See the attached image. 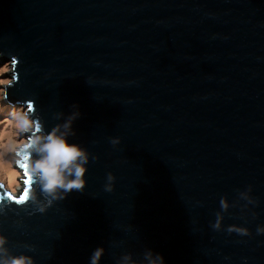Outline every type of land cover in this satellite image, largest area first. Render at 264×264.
Segmentation results:
<instances>
[{
	"label": "water",
	"instance_id": "obj_1",
	"mask_svg": "<svg viewBox=\"0 0 264 264\" xmlns=\"http://www.w3.org/2000/svg\"><path fill=\"white\" fill-rule=\"evenodd\" d=\"M0 57L10 104L34 100L50 127L78 103L75 139L98 157L83 192L0 215L14 253L88 264L103 245L115 264L148 246L166 264H264V0H0ZM249 184L257 216L233 207L223 224L252 236L213 230L221 195Z\"/></svg>",
	"mask_w": 264,
	"mask_h": 264
},
{
	"label": "clouds",
	"instance_id": "obj_2",
	"mask_svg": "<svg viewBox=\"0 0 264 264\" xmlns=\"http://www.w3.org/2000/svg\"><path fill=\"white\" fill-rule=\"evenodd\" d=\"M3 90L0 89V93ZM7 100L6 95H0V106ZM34 100H23L11 107L7 114L8 124L14 128L15 136L20 140L10 138L7 147L0 156L8 157L23 171L22 190L17 195L14 191H6V198L0 201V215L11 211V205L31 204L35 212L44 213L56 201L64 200L71 192H83L87 183L86 172L90 161L98 159L88 148L75 139V122L82 112L78 103L69 105V110L56 111L53 118L57 121L50 127L33 107ZM115 147L120 143L119 136L109 138ZM115 176L111 171L106 174L104 191L111 192L114 188ZM0 187L3 184L0 183ZM200 204L199 201L196 202ZM259 200L252 195V185L237 190L236 197L230 201L226 195L219 199V209L215 219L210 221V227L215 231L224 229L227 233L239 236H252L251 229L246 224H223L224 214L233 207H239L241 214L257 216L255 208ZM31 214V213H30ZM256 235H264V223H258ZM258 245L264 241H258ZM29 251L14 253L9 247L8 236L0 231V264H37L34 255L30 254L31 245H25ZM105 247L98 245L89 256L88 264H100ZM225 259H228L225 257ZM247 264V257L242 258ZM115 264H166L162 253L145 246L139 254L123 251L116 258Z\"/></svg>",
	"mask_w": 264,
	"mask_h": 264
},
{
	"label": "rangeland",
	"instance_id": "obj_3",
	"mask_svg": "<svg viewBox=\"0 0 264 264\" xmlns=\"http://www.w3.org/2000/svg\"><path fill=\"white\" fill-rule=\"evenodd\" d=\"M1 61V57H0ZM13 66L12 62L3 63L0 65V89L3 90L0 95H3L5 86L13 81ZM15 104H10L8 100L0 106V151L1 153L8 145V141L10 138L20 140V137L15 136V130L12 128L7 122V114L11 107ZM7 132L6 135L1 137V132ZM3 157V156H2ZM2 168L0 169V183L3 184V187L8 191H14L17 195L19 194L17 191V185L22 182L23 179V171L18 168L14 163H11L8 157L1 158Z\"/></svg>",
	"mask_w": 264,
	"mask_h": 264
},
{
	"label": "bare ground",
	"instance_id": "obj_4",
	"mask_svg": "<svg viewBox=\"0 0 264 264\" xmlns=\"http://www.w3.org/2000/svg\"><path fill=\"white\" fill-rule=\"evenodd\" d=\"M7 134V132H5V131H2L1 132V137H3L4 135H6ZM1 140V139H0ZM0 153H1V151H0ZM1 158H4V157H2V156H0V164H2V162H1ZM2 168V166L0 165V169ZM17 189V191H18V193L22 190V183H21V185H20V187H17L16 188Z\"/></svg>",
	"mask_w": 264,
	"mask_h": 264
},
{
	"label": "trees",
	"instance_id": "obj_5",
	"mask_svg": "<svg viewBox=\"0 0 264 264\" xmlns=\"http://www.w3.org/2000/svg\"><path fill=\"white\" fill-rule=\"evenodd\" d=\"M8 96H9V93L7 92V98H8ZM14 99H15V98H14ZM15 100L19 102V100H17V99H15Z\"/></svg>",
	"mask_w": 264,
	"mask_h": 264
}]
</instances>
